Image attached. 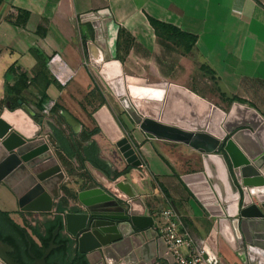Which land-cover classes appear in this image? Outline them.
<instances>
[{
    "label": "crops",
    "instance_id": "0c3cea01",
    "mask_svg": "<svg viewBox=\"0 0 264 264\" xmlns=\"http://www.w3.org/2000/svg\"><path fill=\"white\" fill-rule=\"evenodd\" d=\"M92 16L109 20L103 44L111 49L116 45L117 59L101 61ZM150 18L195 36L192 52L199 55L204 70L220 81L227 97L240 98L264 118V0H4L0 6V119L11 130L0 138V161L5 154L10 156L9 149L19 154L44 140L62 169V182L67 183L51 212H27L16 192L0 182V212L26 229L29 256L30 252L36 255L33 242L43 255L54 242L53 251H62L54 260L52 251L48 263L75 264L81 255L69 230L75 231L82 220L72 216L67 222L66 216L106 215L112 209L118 213L113 201L131 215L152 216L156 224L164 221L162 211L174 209L196 248L207 242L221 216L219 207L213 205L210 212L184 180L204 173L202 155L192 156L194 170L190 171L185 159L173 152L175 145L177 150L188 146L150 138L121 103L120 96L125 95L141 113L155 118L167 86L178 85L198 95L177 77L175 45L158 37ZM53 60L75 73L67 84L55 77ZM12 67L15 71L8 73ZM23 76L27 81L21 80ZM14 99L24 100L22 106L33 109L36 120L21 107L12 109ZM51 104L57 105L58 116L46 113ZM105 105L135 147L140 167L127 163L96 122V112ZM42 147L34 145L30 152L46 166L47 152ZM39 171L33 173L35 178ZM204 180L206 174L191 181L201 191L207 185ZM17 185L23 189L24 184ZM210 202L214 203L212 197ZM60 206L66 208L63 214L58 213ZM59 217L62 223L48 244V224H55ZM229 226L219 234L220 264H240L235 255L239 233L235 236ZM7 228L10 234H21ZM0 264L4 263L0 260Z\"/></svg>",
    "mask_w": 264,
    "mask_h": 264
},
{
    "label": "water",
    "instance_id": "95a60500",
    "mask_svg": "<svg viewBox=\"0 0 264 264\" xmlns=\"http://www.w3.org/2000/svg\"><path fill=\"white\" fill-rule=\"evenodd\" d=\"M89 19L93 20L95 28V45L103 53L101 61L117 59L116 45L111 49L107 43V48L103 44L104 29L108 31L109 20H100L98 16ZM95 65L99 67L97 63ZM120 97L131 119L150 138L181 143L202 155L207 177L204 180L206 187L200 188L203 193L191 180L204 178V173L187 176L184 180L210 212L214 209L213 205L222 210L202 247L206 259L211 264H220L219 234L224 226L230 228V224L234 235L239 233L235 255L240 264H264V118L255 109L240 103H234L226 114L192 91L174 84L167 86L162 108L155 118L141 113L127 96ZM20 109L34 119L36 113L29 106L24 105ZM216 112L223 115L221 119L225 118L223 131L215 130ZM94 118L100 129L119 147L127 163L140 167L142 161L135 147L110 108L103 106ZM10 130L11 126L0 119V138H4ZM36 142L34 145H42V150H46L43 159L48 160L49 164L40 165L39 159L34 157L35 152H30L34 145H28L29 150H20L19 154L9 149L10 156L5 154V160L0 161V182L16 192L24 211L51 212L60 194L64 174L45 141ZM19 155H22L21 158ZM45 167H48L47 171L43 170ZM38 171L35 178L33 173ZM25 181H28L27 185ZM17 183L24 184L23 189ZM29 188L32 189L30 192ZM205 189L208 191L204 192ZM39 194H42L40 198ZM208 195L214 203L210 202ZM32 200L34 202L30 203ZM113 204L118 208V213L112 209L106 215L66 216L67 222L72 216L82 220L75 231L69 230L81 255L76 264H175L152 216L131 215L118 202L113 201ZM55 248L56 245L51 242L42 258H36L30 252L35 259L33 264H46ZM12 252L13 247L0 239V260L4 264H20L10 256Z\"/></svg>",
    "mask_w": 264,
    "mask_h": 264
},
{
    "label": "rangeland",
    "instance_id": "374dc122",
    "mask_svg": "<svg viewBox=\"0 0 264 264\" xmlns=\"http://www.w3.org/2000/svg\"><path fill=\"white\" fill-rule=\"evenodd\" d=\"M173 50H174V52H172L173 61L175 64L179 63L180 66L179 72H177V77L179 78V80L185 83L187 87H190V89L196 91V93H198V95H200L201 97H206L207 101L213 104L219 111L228 114L233 105L228 99L229 97H227V95L224 93L220 81L217 80L214 76L213 77L210 76L209 72L204 70L199 55L196 52L187 53L183 47H180L178 49L177 47H173ZM215 115H216L215 116L216 122L214 124V127L217 126L215 130H221L223 127V125L221 126V124L224 121V118L221 119L220 117L223 115L219 113ZM49 119L51 118L49 117ZM56 121L54 120V122ZM56 124L59 125V122H56ZM176 147L178 146L175 145L173 147L174 154L177 155L182 160L185 159V163L189 164V166L191 167L190 171L194 170V167L192 166L191 158L192 156L196 155L195 153L197 151L190 148L189 146L188 149H181V150H177ZM184 150H188V151H184ZM187 154L188 157L190 158L189 160H186L185 158L186 157L185 155ZM66 187H67V183L65 181L62 182L60 185V194L58 197H56L55 202L61 198L62 190L66 189ZM70 195L73 196V194L71 193Z\"/></svg>",
    "mask_w": 264,
    "mask_h": 264
},
{
    "label": "trees",
    "instance_id": "16d2710c",
    "mask_svg": "<svg viewBox=\"0 0 264 264\" xmlns=\"http://www.w3.org/2000/svg\"><path fill=\"white\" fill-rule=\"evenodd\" d=\"M4 0H0V6L3 4ZM151 25L154 27V29L157 32L158 37L163 38L165 41L167 42H171L175 45V47H183L185 49V51L187 53H191L196 45L197 42V38L195 36L189 35L186 32L181 31L180 29L171 26V25H167V24H163L160 22H157L156 20L150 18L149 19ZM123 34V33H122ZM15 68H10L9 72H14ZM26 80L27 81V77L23 76L21 77V80ZM44 99H46V97L44 96ZM230 100V102L233 103H240V104H245V101L241 100L238 97H231L228 98ZM24 100H12V109H16V108H20L22 107V103ZM39 110L44 113V109L41 107L39 108ZM51 113L57 114L58 116V109H57V105L55 104V106L53 107V109L51 110ZM37 118V117H35ZM34 118V119H35ZM36 120V119H35ZM55 128V127H54ZM66 205V204H65ZM66 211L65 206H60L58 208V213L59 214H63ZM0 239H2L4 242L9 243L10 245H12L18 252V256L17 258H22L24 256V254H26V251L28 249V243L26 240V234L27 231L26 229L21 228V226L17 225L9 216L8 213H3L0 212ZM62 223V218L59 217L58 220L56 221L55 224H48L47 227V233H48V244L49 241L54 233V231L56 230V228L58 226H60ZM4 226L6 228V226H8L9 228H11L14 232L18 233L20 232L21 234H19L18 236L15 234H10L8 232V234H5L7 232H5L2 226ZM4 232H3V231ZM34 233L41 239L43 240L45 243V238L40 234L39 230H34ZM21 235V236H20ZM33 253L36 254L38 257H42L43 256V250L40 249L34 242H33Z\"/></svg>",
    "mask_w": 264,
    "mask_h": 264
},
{
    "label": "built area",
    "instance_id": "2783aa9c",
    "mask_svg": "<svg viewBox=\"0 0 264 264\" xmlns=\"http://www.w3.org/2000/svg\"><path fill=\"white\" fill-rule=\"evenodd\" d=\"M52 69L55 77L63 84H67L75 73L67 70L63 62L52 61ZM55 104L48 106L46 113L51 114ZM164 221L157 223V230L168 248V253L174 258L175 264H211L206 259V253L202 248H196L189 232L184 229L174 209L162 211Z\"/></svg>",
    "mask_w": 264,
    "mask_h": 264
},
{
    "label": "flooded vegetation",
    "instance_id": "af4514ba",
    "mask_svg": "<svg viewBox=\"0 0 264 264\" xmlns=\"http://www.w3.org/2000/svg\"><path fill=\"white\" fill-rule=\"evenodd\" d=\"M2 226V225H1ZM4 229V231L5 232H8V228H7V226H6V228L4 227V226H2ZM2 230V231H3ZM3 231V232H4ZM59 246H60V244H58ZM62 251V248H59V249H57V250H55V251H53V258H52V260H54V259H56V258H58L56 255H58L60 252ZM10 256L12 257V258H14L16 261H18V262H20V264H33L34 262H35V259L34 258H32V256H29L28 254H25L22 258H17V256H18V251L17 250H15L14 252H12L11 254H10ZM36 258H41V257H38L37 255H34ZM46 264H49L48 263V260H47V263ZM76 264V263H75Z\"/></svg>",
    "mask_w": 264,
    "mask_h": 264
},
{
    "label": "bare ground",
    "instance_id": "6f19581e",
    "mask_svg": "<svg viewBox=\"0 0 264 264\" xmlns=\"http://www.w3.org/2000/svg\"><path fill=\"white\" fill-rule=\"evenodd\" d=\"M215 114H218V112H216ZM224 120H225V118H224ZM215 122H216V121H215ZM222 125H223L222 129L225 130V129H224V128H225V121L222 122L221 126H222ZM219 128H221V127H219ZM222 129H221V130H222ZM223 130H222V131H223ZM214 145H215V143H214Z\"/></svg>",
    "mask_w": 264,
    "mask_h": 264
}]
</instances>
